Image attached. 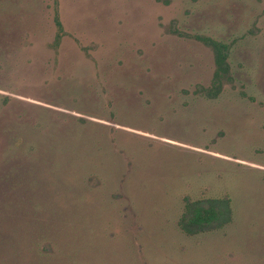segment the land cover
<instances>
[{"label": "rangeland", "instance_id": "obj_1", "mask_svg": "<svg viewBox=\"0 0 264 264\" xmlns=\"http://www.w3.org/2000/svg\"><path fill=\"white\" fill-rule=\"evenodd\" d=\"M0 264H264V0H0Z\"/></svg>", "mask_w": 264, "mask_h": 264}, {"label": "trees", "instance_id": "obj_2", "mask_svg": "<svg viewBox=\"0 0 264 264\" xmlns=\"http://www.w3.org/2000/svg\"><path fill=\"white\" fill-rule=\"evenodd\" d=\"M52 20L56 32L54 39L57 41L62 25L56 9L53 11ZM194 37L208 45L212 50L214 69L211 82L208 87L202 88L201 91L206 97H215L220 92L222 82L231 79L230 66L227 59L228 46L225 42L210 36L195 34ZM183 200L185 201V210L182 214L180 225L185 232L193 233L207 224H210V227H220L230 221L231 203L228 197H207L204 200L205 203L201 199L188 200L183 198Z\"/></svg>", "mask_w": 264, "mask_h": 264}, {"label": "flooded vegetation", "instance_id": "obj_3", "mask_svg": "<svg viewBox=\"0 0 264 264\" xmlns=\"http://www.w3.org/2000/svg\"><path fill=\"white\" fill-rule=\"evenodd\" d=\"M188 200H190V199H188ZM193 200H194V199H193ZM201 200H202L203 203H205V202H204L205 199H201ZM184 205H185V201L183 200V204H182V208H181V213H180L179 218H178V220H177V225H178L179 229H180L183 233L191 235V234H196V233L202 232V231H204V230H206V229H208V228H211V227H210V224H207V225H204L202 229H198L197 231H194L193 233L185 232V231L183 230V228L181 227V225H180L181 217H182V214H183V212H184V210H185ZM183 222H184V221H183ZM223 225H224V224H223ZM223 225H222V226H223ZM222 226H220V227H222ZM212 227H213V228H218V227H216V226H212Z\"/></svg>", "mask_w": 264, "mask_h": 264}]
</instances>
